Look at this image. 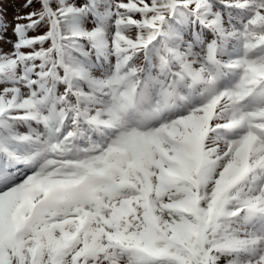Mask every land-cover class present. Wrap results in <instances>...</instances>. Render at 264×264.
Returning <instances> with one entry per match:
<instances>
[{"label": "snow or ice", "instance_id": "obj_1", "mask_svg": "<svg viewBox=\"0 0 264 264\" xmlns=\"http://www.w3.org/2000/svg\"><path fill=\"white\" fill-rule=\"evenodd\" d=\"M0 0V264H264V0Z\"/></svg>", "mask_w": 264, "mask_h": 264}, {"label": "rangeland", "instance_id": "obj_2", "mask_svg": "<svg viewBox=\"0 0 264 264\" xmlns=\"http://www.w3.org/2000/svg\"><path fill=\"white\" fill-rule=\"evenodd\" d=\"M24 0H3L4 13L9 20L12 19L17 13H22L21 9L23 8ZM17 7H20V10H17Z\"/></svg>", "mask_w": 264, "mask_h": 264}, {"label": "trees", "instance_id": "obj_3", "mask_svg": "<svg viewBox=\"0 0 264 264\" xmlns=\"http://www.w3.org/2000/svg\"><path fill=\"white\" fill-rule=\"evenodd\" d=\"M24 11H25V9H24ZM28 11V10H27Z\"/></svg>", "mask_w": 264, "mask_h": 264}]
</instances>
